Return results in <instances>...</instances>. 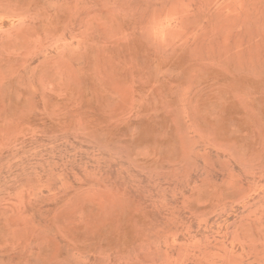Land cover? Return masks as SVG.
I'll return each instance as SVG.
<instances>
[{
    "label": "rangeland",
    "instance_id": "obj_1",
    "mask_svg": "<svg viewBox=\"0 0 264 264\" xmlns=\"http://www.w3.org/2000/svg\"><path fill=\"white\" fill-rule=\"evenodd\" d=\"M0 264H264V0H0Z\"/></svg>",
    "mask_w": 264,
    "mask_h": 264
}]
</instances>
